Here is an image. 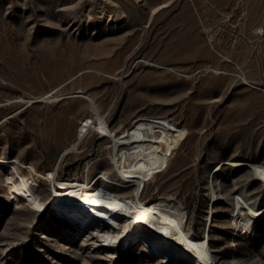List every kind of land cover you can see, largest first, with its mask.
<instances>
[{
  "label": "rangeland",
  "instance_id": "374dc122",
  "mask_svg": "<svg viewBox=\"0 0 264 264\" xmlns=\"http://www.w3.org/2000/svg\"><path fill=\"white\" fill-rule=\"evenodd\" d=\"M80 90L115 134L139 116L186 128L140 199H177L186 227L203 237L213 166L264 162V0H0V153L41 174L56 169L57 187L105 170L116 177L109 139L90 130L72 148L79 123L95 117L88 101L63 98ZM46 94L62 99L27 102ZM248 171L219 174L226 196L209 229L216 264H264V220L252 217L264 211V184ZM34 180L41 212L16 209L0 188V264H174L135 245L127 254L92 246L93 235L55 214L52 187ZM235 219L250 230L233 229Z\"/></svg>",
  "mask_w": 264,
  "mask_h": 264
},
{
  "label": "bare ground",
  "instance_id": "6f19581e",
  "mask_svg": "<svg viewBox=\"0 0 264 264\" xmlns=\"http://www.w3.org/2000/svg\"><path fill=\"white\" fill-rule=\"evenodd\" d=\"M46 95L27 102H57L62 99ZM63 98H82L89 102L95 113L94 118L92 115L79 123L72 148L76 145L75 142H79L90 130L109 139L112 153L111 171L116 177H111L105 170L92 181L87 178H72L64 180L63 184L57 187L56 169L41 174L32 164H23L9 155L0 153V164L8 169V173L0 177V188H4L7 200L12 202L16 209L26 205L33 212L44 210L46 203L34 189V178L41 177L52 187L51 202L55 207V214L68 224L77 226L79 230L87 231V237L93 235L96 239L92 241L83 238V242L90 240L92 246L99 244L102 247H114L125 254L135 245L161 261H171L174 264H216V258L207 241L213 222V210L226 196L223 191L224 178L219 174L226 166L243 167L264 184V162L254 163L242 159L213 166L206 184L210 198L206 215L207 228L203 237H197L190 227H186L187 211L177 199L169 196H159L149 202L140 199L155 162L168 158L178 148L186 137V128L165 117L139 116L130 128L115 134L98 114L93 100L83 91ZM72 148L68 147L64 152ZM97 182L100 183L99 187H96ZM239 185L240 182L233 179L230 195L236 207L239 199L243 200ZM127 190L131 195L124 194ZM252 217L264 220V211L260 216ZM232 227L242 233L250 230L248 225L241 223V219H235ZM10 245L11 243L1 250L2 254L8 251Z\"/></svg>",
  "mask_w": 264,
  "mask_h": 264
}]
</instances>
